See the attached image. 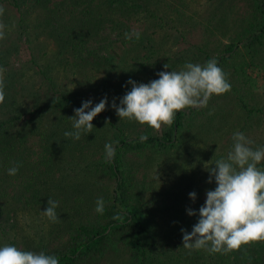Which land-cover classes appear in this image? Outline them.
Wrapping results in <instances>:
<instances>
[{"label": "trees", "instance_id": "obj_1", "mask_svg": "<svg viewBox=\"0 0 264 264\" xmlns=\"http://www.w3.org/2000/svg\"><path fill=\"white\" fill-rule=\"evenodd\" d=\"M226 1L228 5L225 6L224 2L214 12V23L223 27L220 26L217 38L210 45L214 47L221 40L220 37L226 34L228 38L218 42L214 55L209 51L201 54L202 48L198 46V53L194 58L190 61L182 58L181 70L186 63L204 65L215 59L231 85L230 91L219 96L213 95L206 107L186 108L178 112L173 125L162 126L159 131L142 125L137 136L127 139L115 126L118 131L113 135L112 141L116 153L114 158L107 163L105 156L92 161L88 169L91 178L96 172H102L107 178L110 176L111 184L108 186L96 178L89 182L83 177L69 181L72 178H66V174L58 166V159L64 155L62 149L67 147L62 142L69 138H65L64 133L73 131L70 117L73 116L74 109L80 108L82 104L76 103L71 93L63 94L60 101L57 99L64 111L59 114L62 124L44 125L41 117L50 103L43 101L41 105L31 104L19 111L14 103L19 92L15 88L16 77L13 74L5 77V100L0 104V216L13 213L26 205L32 206L36 211L47 205V199L60 200L59 220L50 223L44 231L45 238L41 236L38 241L23 242L18 249L54 255L59 259V264H264V241L243 246L240 251L229 254H210L207 249H185L183 241L178 240L171 243L170 246L174 247L167 254L169 256H155L152 252L156 250L162 236L157 229L156 213L142 205L144 202L139 199V189L132 176V168H128L154 149L178 143L189 132L193 137L205 138L203 142L212 145L219 138L208 137V129L220 133L236 128L237 132L248 116H264V0H242L236 8L233 2ZM2 5L14 10L17 26L25 22L29 13L32 14L34 25L41 26L46 37L52 36L56 40L58 50L55 54L61 55L68 51L72 55V60H65L66 64H78L98 70L107 68L112 59L111 54H107L108 50L103 54L98 46L89 44L90 39L97 34L100 23H103V19H116L113 15L115 12L141 7L142 2L0 0V6ZM115 25L110 26V29ZM125 32L126 28L122 33ZM124 44L123 36L114 42L115 49L121 50ZM203 44L206 45L205 42ZM142 54L146 57L147 53ZM66 56L60 57L59 62ZM138 56L136 54L135 62L141 66H133V81L149 83L156 77L152 69L156 60L146 57L138 61ZM146 59L147 65L143 62ZM161 63L168 65V69L163 66L161 71H180L175 68L173 60H163ZM143 72L150 77L148 82L139 81L145 76ZM109 77L110 74L107 73V78ZM127 77L132 78L129 69ZM262 78L263 85L257 91L256 82ZM115 84L116 92H120V95L131 90L130 84L124 87L120 80L115 81ZM206 108L211 109L206 112ZM107 123L113 124L109 121ZM141 135L147 136L143 142L140 140ZM232 142V137L226 138V149L232 147ZM86 145L82 140L80 146ZM208 148L212 152L211 147ZM218 159L219 156L213 161L214 165ZM16 164L20 165L17 174L8 175V169ZM257 167L264 170V161ZM55 172L58 173L56 179L51 175ZM215 186L214 184L210 190H214ZM193 189L183 192L182 199H178L180 195L176 191L173 192V197L170 196L171 206L175 205L177 210H181V214L169 218L170 226L174 227L186 220L182 226L186 225V231L191 232L192 228L188 223L192 226L197 223L198 210L206 198L200 200L199 190ZM61 190L67 194L61 195ZM191 192L196 193L194 202L188 197ZM67 195L72 200L66 199ZM98 198H103L104 201L103 214L95 211ZM194 209L196 215H186L188 210ZM116 215L120 216L119 220L113 219ZM180 217L183 218L177 221ZM7 219L3 218L4 221ZM14 224V221L4 223L1 227L11 230ZM171 232L166 235L169 237ZM6 240L11 245L14 244L12 238Z\"/></svg>", "mask_w": 264, "mask_h": 264}, {"label": "rangeland", "instance_id": "obj_2", "mask_svg": "<svg viewBox=\"0 0 264 264\" xmlns=\"http://www.w3.org/2000/svg\"><path fill=\"white\" fill-rule=\"evenodd\" d=\"M229 1L233 2L235 8L242 2V0ZM141 2V7L131 8L125 12H115L113 15L116 19H103V23H100L97 34L90 39L89 44L93 47L98 46L100 53L103 54H106L105 50H108L107 54H111L112 59L107 68L98 70L78 64L76 66L66 64L65 60H72V55L68 51L62 52L61 55L55 54L58 50L56 40L52 36L46 37L42 27L34 25L32 14L29 13L25 22L17 26L14 10L2 5L5 12L0 17V21L6 25V28L5 38L0 40V67L4 69L3 80L9 74L16 77L15 88L19 90L14 102L16 109L21 111L31 104L41 105L43 101L49 102L50 105L45 108L41 119L44 125H54L62 124L59 114L64 111L57 99L60 101L63 94L71 93L78 104L91 100L92 106L98 104L101 99L107 98L105 110L92 121L94 128L91 133L82 134L80 140L69 137L68 141L62 142L67 147L62 149L64 155L60 160L58 159V166L66 174V178H72L69 181L83 177L89 182L96 178L108 186L111 184V177L107 178L102 172L101 174L96 172L97 174L91 178L88 172L90 162L105 156V144H112L113 135L119 129L127 136V139L137 136L142 125L135 121L119 119L111 106L114 100L119 106L120 98L124 96L116 92L115 81L120 80L125 87L129 86L127 81L135 79L132 68L135 65L138 68L141 66L135 62L136 54L139 55L138 61L146 57L156 60L152 69L156 74L155 79H158L157 73L164 66L161 61L173 60L175 68L181 70L182 58L190 61L198 53V46L202 48L201 54L209 51L214 55L218 42L228 38L226 34L220 37L221 40L214 47L210 45L223 27L221 24L220 27L214 23V12L224 2L225 6L228 5L226 0H141ZM112 25L115 26L110 29ZM124 27L125 33L139 32L140 39L136 40L134 36L132 39H125V33H122ZM123 36L125 42L123 48L115 49L114 42ZM204 42L206 45L203 44ZM61 50L64 49L61 48ZM143 52L147 53L146 57L142 54ZM63 55H67L66 59L59 62V58ZM147 61V59L143 61L145 65ZM128 69L132 78L127 77ZM107 73L110 74L109 78ZM143 73L145 76L139 81L148 82L150 77ZM262 85L263 78L256 82V90L259 91ZM210 107L212 108L213 105ZM210 109L206 108L205 111L209 112ZM245 119L239 132L244 133L253 142L250 145L253 149L264 147V116L251 115ZM107 121L113 124H108ZM235 132L236 128L220 133H214L208 129L206 132L208 137L219 138L212 145L205 144L203 142L205 138L193 137V134L189 132L178 143L154 149L152 153L128 167L132 168V176L139 189V199L144 202L142 205L156 213L157 229L162 234V239L159 238L158 246L152 252L155 256H169L167 254L170 253L171 247H174L170 246L171 243L182 241L181 229L186 231L187 228L186 225L182 226L186 220L180 221L183 217L178 218L177 221H180L178 225L170 226L169 218L172 219L181 214V210H177L175 205L171 206L170 196L173 197V192L176 191L180 195L178 199H182L183 192L196 188L200 192L199 199L206 198V192L215 184L214 179L212 183L207 182L208 167L214 165L213 161L218 156L220 159L226 158L232 148L226 149V138L233 137ZM82 140L87 144L86 146H80ZM208 146L211 147L212 152ZM51 175L56 179L58 173H51ZM59 193L67 194L64 190ZM185 195L187 196V193ZM67 196L66 199L72 200L69 195ZM53 200L58 202L56 212L60 217L58 211L60 200ZM46 207L47 205L35 211L32 206L26 205L13 213L2 214L0 216V246L11 245L7 238H12L14 240L12 245L17 248L23 242L40 240L41 236L45 235L44 231L51 225V221L42 212ZM186 215L188 216L187 212ZM6 217L8 219L4 221L3 218ZM13 221L15 224L11 230L1 227L4 223ZM189 224L192 228L191 223ZM170 231L172 232L168 237L166 234Z\"/></svg>", "mask_w": 264, "mask_h": 264}, {"label": "clouds", "instance_id": "obj_3", "mask_svg": "<svg viewBox=\"0 0 264 264\" xmlns=\"http://www.w3.org/2000/svg\"><path fill=\"white\" fill-rule=\"evenodd\" d=\"M5 9L0 6V17ZM6 25L0 21V40L5 38ZM140 39L139 32L125 33V39ZM168 69V65H164ZM4 69L0 67V104L4 103ZM158 79L149 83L129 80L131 90L120 98L119 106L112 103L119 119L138 122L140 125L159 131L162 126L171 127L176 114L186 108L206 107L213 95H223L231 85L217 61L211 59L204 65L186 63L180 71H161ZM107 98L92 106V101L82 102L74 109L73 131H66L65 137L80 140L82 134L91 133L93 119L105 110ZM87 110V111H86ZM146 135H141L143 142ZM233 145L226 158L218 159L208 167V183L215 181L214 190L206 192L204 204L198 210L199 219L187 232L182 241L185 249H207L210 254H229L240 251L243 246L264 241V170L257 167L264 161V147L253 149V143L244 133H233ZM112 144H105V162L115 156ZM20 165L8 169V175L17 174ZM158 179V178H157ZM194 202L196 193H189ZM58 202L49 199L43 215L49 221L58 222L56 209ZM95 211L104 212L103 198L96 201ZM189 216L196 215L188 210ZM119 220L120 216L113 217ZM0 264H59L54 255L18 249L14 245L0 246Z\"/></svg>", "mask_w": 264, "mask_h": 264}]
</instances>
